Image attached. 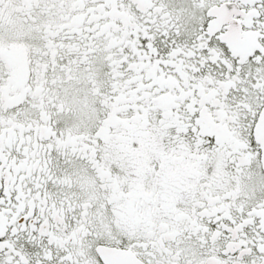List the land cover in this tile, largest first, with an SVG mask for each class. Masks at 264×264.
I'll return each mask as SVG.
<instances>
[{
  "label": "snow or ice",
  "instance_id": "snow-or-ice-1",
  "mask_svg": "<svg viewBox=\"0 0 264 264\" xmlns=\"http://www.w3.org/2000/svg\"><path fill=\"white\" fill-rule=\"evenodd\" d=\"M0 264H264V0H0Z\"/></svg>",
  "mask_w": 264,
  "mask_h": 264
}]
</instances>
